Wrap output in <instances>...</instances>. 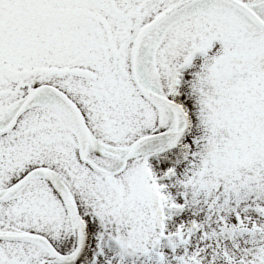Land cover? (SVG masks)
<instances>
[{
    "label": "snow or ice",
    "instance_id": "6c2138e0",
    "mask_svg": "<svg viewBox=\"0 0 264 264\" xmlns=\"http://www.w3.org/2000/svg\"><path fill=\"white\" fill-rule=\"evenodd\" d=\"M0 264H264V0H0Z\"/></svg>",
    "mask_w": 264,
    "mask_h": 264
}]
</instances>
